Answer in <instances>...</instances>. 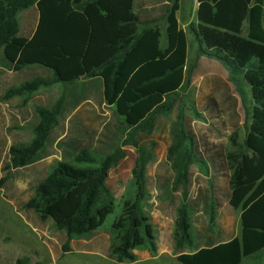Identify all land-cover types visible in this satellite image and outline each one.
Wrapping results in <instances>:
<instances>
[{"label": "trees", "instance_id": "16d2710c", "mask_svg": "<svg viewBox=\"0 0 264 264\" xmlns=\"http://www.w3.org/2000/svg\"><path fill=\"white\" fill-rule=\"evenodd\" d=\"M196 2L194 116L210 132L181 118L179 0H0V191L56 260L132 263L167 235L180 264H242L264 250V0ZM147 142L167 156L134 170L132 211L97 235L122 194L110 174L123 148ZM149 198L174 231L149 229Z\"/></svg>", "mask_w": 264, "mask_h": 264}, {"label": "rangeland", "instance_id": "374dc122", "mask_svg": "<svg viewBox=\"0 0 264 264\" xmlns=\"http://www.w3.org/2000/svg\"><path fill=\"white\" fill-rule=\"evenodd\" d=\"M191 0H187V6L183 8H190ZM186 5V4H185ZM190 12L183 11L180 15L182 20ZM160 23V27H162ZM164 33V32H163ZM165 34L161 40L162 46H165ZM188 36V54L185 66V82L179 91V98L181 100V115L182 120L194 119L201 123L207 132H210L208 125L197 119L194 116V110L197 104V88L196 84L191 82V71L194 69L198 60L199 46L195 41L191 32L187 31ZM6 67V60L3 55V49H0V69ZM241 118H244L243 111H239ZM246 133V128L241 123L237 134L242 140ZM126 157L122 162L111 172L110 178L116 181L114 190L120 188L122 194L115 198V211L106 218L102 228L97 231V235H104L110 237L109 232L111 226L123 219L132 211L130 198L133 197L135 188L132 181L134 178V170L138 169L141 164L155 165L158 161L167 156L165 147L158 142L144 143L141 145V150L136 151L129 147H124ZM114 193V191L112 192ZM102 198V197H101ZM150 204L147 206L148 217L145 218L150 230H157L164 228L174 231V224L166 222L156 211L153 198H149ZM152 203V204H151ZM240 230V227L238 231ZM166 235V232H162ZM170 235V234H169ZM46 236V234H44ZM41 234L38 231L31 229L22 217L16 212L13 204L3 198L0 191V264H15L18 259H26L28 264H180L176 260V256L172 253V247L167 242L168 235L161 237L159 242V249L161 252L157 255H152L147 251L134 250L132 253L136 256V261L117 262L112 255H101L99 253H81L71 252L65 254L60 260H56L49 247L43 243ZM74 239H81L87 241L88 237H80ZM116 244V242H115ZM242 264H264V250L261 252L244 258Z\"/></svg>", "mask_w": 264, "mask_h": 264}, {"label": "crops", "instance_id": "0c3cea01", "mask_svg": "<svg viewBox=\"0 0 264 264\" xmlns=\"http://www.w3.org/2000/svg\"><path fill=\"white\" fill-rule=\"evenodd\" d=\"M171 2L173 0H170ZM186 4V5H185ZM190 8L186 7V8H183L184 6H187V0H179V11L177 12V21L179 23V26L180 28L186 33V38H187V45H188V36H187V31L188 32H191V30H189V27H191L192 25H195L196 24V18H195V15H196V10H197V7H198V4L196 2V0H191V4H190ZM192 10V12L190 13V15H186V17H184L182 20L180 19V15L183 11L185 12H190ZM181 12V13H180ZM163 24V23H162ZM159 26H160V23H159ZM164 24L162 25L161 29H162V38L161 40L163 39V35H164ZM165 37V36H164ZM165 46H166V38H165ZM165 46L163 47L162 46V43H161V47L162 48H165ZM187 54H188V47H187ZM194 70V69H193ZM192 72V71H191ZM185 77H186V74H185ZM185 82V80H184ZM191 82L193 84H196V88L198 90V84L194 81L191 80ZM184 85V83H183ZM182 85V86H183ZM182 88V87H181ZM180 88V89H181ZM245 138V135L243 136L242 140H240V137L238 135V142L241 143ZM210 141H214V139L212 137H210ZM215 142V141H214ZM225 147L227 149L230 148V145L228 143V140L226 141V144H225ZM193 187V186H192ZM194 188V187H193ZM192 189V188H191ZM154 199V198H153ZM159 214V213H158ZM236 223H237V234L240 233V230L238 231L239 229V213L236 214Z\"/></svg>", "mask_w": 264, "mask_h": 264}]
</instances>
